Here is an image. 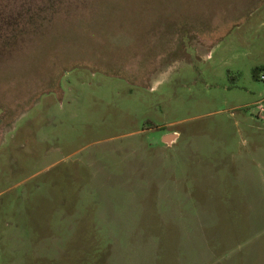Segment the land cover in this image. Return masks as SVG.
Wrapping results in <instances>:
<instances>
[{"label":"rangeland","instance_id":"374dc122","mask_svg":"<svg viewBox=\"0 0 264 264\" xmlns=\"http://www.w3.org/2000/svg\"><path fill=\"white\" fill-rule=\"evenodd\" d=\"M256 66L264 0H0V264H264Z\"/></svg>","mask_w":264,"mask_h":264},{"label":"crops","instance_id":"0c3cea01","mask_svg":"<svg viewBox=\"0 0 264 264\" xmlns=\"http://www.w3.org/2000/svg\"><path fill=\"white\" fill-rule=\"evenodd\" d=\"M164 140L169 143V144H173L175 141V134H166L164 136ZM170 172L172 173L171 175L169 174V178H166L164 176L161 178V180L157 183V197H159L160 199H162V201L166 198L167 201H170L171 203L168 205H175L178 206L179 203L181 202L180 199L182 198V195L184 194V190L182 191L181 187H180V178H177V176H174V172H182L183 169L182 167H180V169L178 168V166L172 167ZM165 172H167V170H165ZM181 176V175H180ZM174 177V178H173ZM184 196V195H183ZM112 214H116L111 212ZM175 211L172 212H168L169 215L163 216L164 219L167 220H171L173 219L172 214H174ZM116 217V216H114Z\"/></svg>","mask_w":264,"mask_h":264},{"label":"trees","instance_id":"16d2710c","mask_svg":"<svg viewBox=\"0 0 264 264\" xmlns=\"http://www.w3.org/2000/svg\"><path fill=\"white\" fill-rule=\"evenodd\" d=\"M264 70V67L262 66H256L253 68V75L255 78H259V74Z\"/></svg>","mask_w":264,"mask_h":264},{"label":"built area","instance_id":"2783aa9c","mask_svg":"<svg viewBox=\"0 0 264 264\" xmlns=\"http://www.w3.org/2000/svg\"><path fill=\"white\" fill-rule=\"evenodd\" d=\"M259 78H261L262 80H264V72H261V73L259 74Z\"/></svg>","mask_w":264,"mask_h":264}]
</instances>
